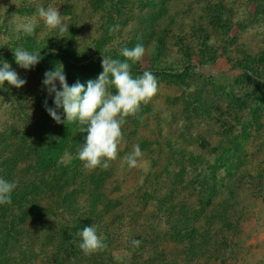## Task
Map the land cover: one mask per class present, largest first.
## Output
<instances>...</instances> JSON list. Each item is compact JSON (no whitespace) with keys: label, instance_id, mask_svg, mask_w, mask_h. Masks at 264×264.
<instances>
[{"label":"rangeland","instance_id":"1","mask_svg":"<svg viewBox=\"0 0 264 264\" xmlns=\"http://www.w3.org/2000/svg\"><path fill=\"white\" fill-rule=\"evenodd\" d=\"M40 6L57 7L63 23L69 25V33L57 37V30L49 29L36 15ZM33 17L39 21L36 35L25 36L17 26ZM137 44L144 46L145 54L140 61L129 60L131 67L185 66L186 70L180 80L154 73L157 93L125 118L119 145L123 163L128 165L125 158L134 145H139L141 156L135 167L125 171L120 184L127 190L160 184L151 172L158 160L157 149L166 144L173 162L168 167L167 160H161V169L172 171L181 166L190 173L195 164L202 171L194 174L210 185H222L223 167L240 164L247 170L249 165L258 166L255 169L264 166V0H0V61H7L26 84L41 88L44 73L60 64L70 67L66 62L70 58L80 61L90 57L88 61L103 55L124 60L121 49ZM17 47L29 52L41 49L40 62L30 70L20 68L12 52ZM247 58H254L255 63ZM94 62L87 72L91 79L103 70L97 57ZM232 67L247 69L253 76ZM82 77L83 73L77 80ZM6 83L0 88L2 153L14 150L20 142L19 133H28L26 125L36 109L33 100L19 104L11 95L13 86L9 89ZM24 111L29 116H21ZM218 167L222 168L216 170ZM163 183H167L165 178ZM254 192L261 195L259 188ZM226 195L216 192L214 200ZM210 197V191L203 187L187 199L189 206L201 207ZM245 205L251 206L253 217L240 225L237 239L243 246L230 264H245L252 259L264 262V226L256 221L264 222V197L248 200ZM185 208H175L178 217ZM113 211L118 209L110 214ZM126 216L119 217L120 228L111 227L116 235L130 225ZM132 247L120 244L114 247V256L129 263L137 256L143 262L144 255Z\"/></svg>","mask_w":264,"mask_h":264},{"label":"trees","instance_id":"2","mask_svg":"<svg viewBox=\"0 0 264 264\" xmlns=\"http://www.w3.org/2000/svg\"><path fill=\"white\" fill-rule=\"evenodd\" d=\"M36 51L41 53V49ZM96 57L101 63L103 56ZM96 57L88 61L90 57L85 58V62L66 60L70 67L63 66V70L69 86L77 81L86 85L91 79L87 72ZM247 60L255 63L254 58ZM236 69L253 76L247 69L231 68ZM145 70L180 80L186 67ZM145 70L131 67L134 74ZM81 73L84 77L77 80ZM56 85L59 90V82ZM38 89L40 92L36 93ZM12 90L15 92L11 95L19 104L33 100L36 109L30 115L33 120L26 125L28 133H19L20 142L14 150L2 153L0 148V177L17 184L12 203L0 205V264H230L237 259L243 246L237 239L240 225L253 217L251 206L245 204L264 197V166L255 169L258 166L249 165L247 170L240 164L223 167L222 185H210L194 174L202 171L195 164L190 173L181 166L174 167L175 171L161 169V160H167L168 167L173 162L166 144L157 149L158 160L151 172L161 183L127 190L119 180L123 181L125 171L131 167L123 163L121 151L107 170L86 169L77 158L86 134L80 132L76 123L57 124L46 111V106L55 107L54 94L50 95L44 85L39 88L31 82ZM57 112L63 121V108ZM20 115L29 116L25 111ZM120 163H123L121 168ZM163 177L165 185H161ZM203 187L211 193L207 203L201 207L189 206L187 198ZM256 188L261 195L254 192ZM126 191L132 193L125 194ZM216 192L227 195L214 200ZM131 194L134 199L130 198ZM178 206L186 207L179 217L175 210ZM114 208L118 211L110 214ZM125 213L131 223L116 235L111 227L120 228L118 219ZM140 214L147 218L140 219ZM256 221L264 226L260 219ZM92 225L98 234L106 237L107 246L86 255L79 247L82 241L78 233ZM133 240L140 241L138 247H132ZM114 242L128 245L135 252L139 249L145 257L143 262L137 256L131 263L117 259L114 247L120 244ZM245 264L264 262L252 259Z\"/></svg>","mask_w":264,"mask_h":264},{"label":"clouds","instance_id":"3","mask_svg":"<svg viewBox=\"0 0 264 264\" xmlns=\"http://www.w3.org/2000/svg\"><path fill=\"white\" fill-rule=\"evenodd\" d=\"M36 15L43 19L49 29L57 30V37H63V34L68 32L69 25L63 23L57 7L40 6ZM38 24L39 21L34 17L25 18L17 28L25 36H35ZM12 52L16 64L25 70L34 68L42 58L40 51L29 52L21 47H17ZM121 54L124 60L102 55V72L96 79L87 80L86 85L77 81L69 86L61 64L59 68L55 66L53 70L44 73L42 84L50 95L54 94L55 105L54 108L46 106V111L57 124L76 123L80 126V132L86 134L84 142L78 149L77 158L88 170L97 168L107 170L110 167L111 162L118 156L125 118L138 112L141 102L154 96L158 91V80L154 72L145 70L140 74H134L128 62L140 61L145 54L144 46L137 44L131 49L124 47L121 49ZM0 64H2L0 88L4 87L5 82L17 89L26 84V80L21 78L7 61H0ZM112 89L115 91L113 92ZM60 108H63L64 112L63 121L57 112ZM140 156L141 150L137 144L125 159L129 166L135 167ZM16 187L15 182L0 177V205L12 203V193ZM78 235L82 241L79 247L86 255L107 246L106 237L98 234L93 225L84 227ZM132 243L134 246H139L140 241L133 240Z\"/></svg>","mask_w":264,"mask_h":264}]
</instances>
